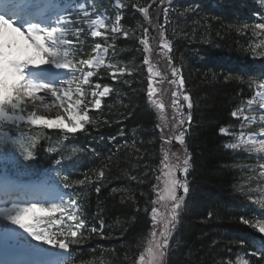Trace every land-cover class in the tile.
Returning <instances> with one entry per match:
<instances>
[{
    "label": "trees",
    "instance_id": "1",
    "mask_svg": "<svg viewBox=\"0 0 264 264\" xmlns=\"http://www.w3.org/2000/svg\"><path fill=\"white\" fill-rule=\"evenodd\" d=\"M123 1L122 29L128 35L118 41L114 56L132 75L114 86L115 97L107 102L105 116L96 115L99 126L89 130L112 140L119 132L124 134L120 150L111 149L110 158L98 164L101 188L97 191L88 185L84 193L87 211L94 209L107 229L103 240L94 236L89 243L94 245L87 251L95 257L94 264H130L135 257L147 227L144 212L151 197L149 173L157 158L153 116L146 110L140 66L144 22L135 11L138 6L149 7L152 0ZM189 1L174 5L162 27L173 46V65L181 70L193 103V126L187 139L193 163L189 212L180 229V246L169 254L167 264H233L239 247L233 237L247 228L239 221L235 206L241 204L235 186L238 165L233 153L223 149L218 132L232 123L230 111L247 90L237 76H226L218 65L224 57L246 58L249 43L254 44L256 38L250 25L244 27L243 10L249 0ZM156 15L159 25L160 13ZM99 174L91 175L94 181Z\"/></svg>",
    "mask_w": 264,
    "mask_h": 264
},
{
    "label": "snow or ice",
    "instance_id": "2",
    "mask_svg": "<svg viewBox=\"0 0 264 264\" xmlns=\"http://www.w3.org/2000/svg\"><path fill=\"white\" fill-rule=\"evenodd\" d=\"M87 3L88 0H82L81 4L77 6L78 8H84L86 18L89 11L85 7ZM92 3H95V0H92ZM156 3H163V0H152V4ZM41 5L44 7L41 8ZM64 6L61 4V0H0V180L4 183L13 182L12 177L5 174L7 167L11 165L15 169L18 165V161L12 155V149L19 151L24 160L32 159L31 152L25 151L24 146L16 138L9 135L12 131L18 130L17 126L20 122H26L33 126H43L49 129L57 128L68 134H75L78 131H85V126L93 120L89 116L88 110H80V105L84 101L82 99L73 101L72 96L69 94L70 88L68 90L64 89L65 81H61L60 86L53 87L49 83H36L34 80L26 79L25 73L29 68H40L41 65L47 64H52L54 67L64 70L73 67L69 62L64 61V58L56 51L57 44L60 41V36H57V33L59 32L62 36V27L67 26L68 16L64 12H60L50 17L47 23H40L32 19L34 16L46 14L50 9ZM173 6V0H169V6L164 9L165 21L169 19L168 13L172 10ZM66 7H71V5H66ZM149 7L138 6L137 11L143 13L145 18H148ZM257 15L260 16V19L255 21L251 26L256 30H260L261 33H264V13H258ZM121 16L122 13L116 16L115 25L111 28L112 33L122 31L120 27ZM92 23L95 24L97 21L93 19ZM244 27H249V25L245 24ZM148 32L149 28L144 27L139 42L144 46V52L152 53L154 50L149 47ZM164 32L165 29H162L160 32L162 39L161 48L164 50L163 55L168 59V64L171 66L172 79H170L169 83L176 86L172 92L173 99L171 104L174 113L180 114L178 120L174 116L173 122L179 128V134L175 135L174 138L181 146H185V133L187 129L182 127L185 124L182 109L185 103L189 110L192 109L193 103L190 94L187 93L185 87L186 81L181 70L173 65V61L169 55L173 46L164 36ZM91 35L93 37H99L102 33L100 31H92ZM123 35L127 37L128 34L127 32H123ZM63 42L68 43V41ZM95 51L97 53H106L108 49L107 47H102L101 43L97 42L95 44ZM103 62L104 57L97 55L95 59L81 60L79 63L87 65L91 69L99 66ZM143 64L148 66L149 79L147 95L149 102L162 111L164 105L152 99L155 90L151 79L153 68L149 56L144 57ZM112 66L113 64L109 62V67ZM256 70L255 65H241L238 68L230 70V75H249ZM119 71L121 73L123 72L122 69H119ZM260 71L261 75L259 79L264 80V68ZM113 75L115 76V73ZM155 75L160 76L161 73L156 72ZM92 76L93 72L88 71L84 77V83L87 84L89 82L88 78ZM162 79H167V77H163ZM94 87L100 89L102 85L95 83ZM258 87L264 89V83H260ZM77 91L79 92L80 89L77 88ZM111 91H113L111 87L103 86V91L92 92L91 95L95 98L94 107L96 110L101 108V99L96 97H106ZM41 92L50 93L51 97L61 102L67 98L70 102L68 103L67 109H65L67 115H58L52 121L47 120L43 116L36 115L35 112L29 113L26 117L23 114L24 109L21 107L25 98H30L33 101H41L43 100V97L39 95ZM259 95L264 97V92H260ZM60 106L63 107V104ZM232 116L237 117V113L233 111ZM187 120L189 122L191 121L190 112L187 115ZM220 132L223 134L226 132V129L221 128ZM167 142L171 143V139H168ZM242 142L243 140L241 138ZM227 146L231 148L239 147L235 143ZM260 150L264 151V139L260 141ZM164 162L163 175L157 176V180H162L163 182V194L159 196V199L173 202V215L170 223L175 224L177 210L185 204V196L190 191L187 179L189 159L185 158L183 161V178H178L176 171L167 164V157L164 158ZM63 187L68 188L69 185L64 184ZM179 189H182L181 195L177 194ZM69 199L72 204H76L71 194H69ZM60 203H64L63 197H61ZM57 212L64 213L65 208L58 206L56 203H53L50 208L39 207L37 202H30L27 206H23L19 202H11L10 206H8L6 202L5 206H0V264H63L58 259L61 254L54 250L56 248L61 250L68 249V243L65 242V239L58 238L59 236H64V233H56L40 227L42 223H45V217L43 216L32 215L31 222H26V218L30 214L47 213L48 215H52ZM151 212L152 219L155 221L157 219L156 208L153 207ZM68 219L75 221L74 227L76 229L70 231L68 233L69 236L76 237L78 230L86 228L85 222L83 220H77V217L71 215V213H69ZM241 219L243 223H248V220ZM261 219L264 220V216ZM99 225V228L94 225H88L87 228L90 229L91 233H99L103 237V220L99 221ZM256 227L260 233H264V223H259ZM170 233L171 229L165 226L164 231L160 234L163 237V241L157 243V249L161 247V243L167 248ZM151 235L156 236L157 233L153 231ZM34 241L36 243H33ZM75 242L73 240V243ZM44 245L49 247L46 248ZM149 251L152 252V249L150 248ZM256 252L264 256V241H261L256 246ZM256 252L253 254L255 255ZM158 254L163 255L162 252ZM140 260L141 264H143L144 257L141 256ZM243 264H249V261L245 260Z\"/></svg>",
    "mask_w": 264,
    "mask_h": 264
},
{
    "label": "rangeland",
    "instance_id": "3",
    "mask_svg": "<svg viewBox=\"0 0 264 264\" xmlns=\"http://www.w3.org/2000/svg\"><path fill=\"white\" fill-rule=\"evenodd\" d=\"M156 72H158V71H156ZM154 77L158 79L160 76L154 75ZM156 83H157V81H154L153 82V88L155 90V94L152 97V99L157 100L159 103H161L163 105H164L165 102L168 103L169 110L173 112L174 109H173L172 104H171V101L173 99L172 95H171V99H169L165 95H162L161 91H159V89L156 88V86H155ZM181 99H182V97H181ZM150 105L153 108H156L151 103H150ZM185 105H186V103H185ZM51 106H53V105H51V104H45L44 106L39 105V108H40L41 113H44V115H47L48 114L49 116L52 115V119H54L56 116H58V112H60V111L59 110L54 111L53 107H51ZM164 108H165V106H164ZM164 108H163L162 111L160 109H157L156 108V110L158 111L157 120H159V121H163V120L166 119V115L165 114H167V110H166V108L165 109ZM176 114L179 115L178 113H176ZM183 115H184L185 121H186L187 120V116L185 114H183ZM167 124H168V122L166 121L165 124H164V126L167 125ZM241 138L243 140L242 143H241ZM238 142L241 143V144H251L252 143V139L247 138V137H244V136H241L240 139H238ZM167 164L168 165L169 164H173V165L170 166V167L173 168V170H175V168L177 166L176 163H174V160L173 159H170V158H167ZM160 194L161 195L163 194V182H162L161 187H160ZM157 206L160 207L162 209L163 214L166 215L165 211L167 210V208L164 205L158 204V202H157ZM163 214L162 213H156V215H157L156 216L157 217L156 220L159 221L160 218H162ZM162 222H163V220H162ZM154 240H156L157 242H161V239L159 237H155V238L151 237L150 240H149V243L153 242Z\"/></svg>",
    "mask_w": 264,
    "mask_h": 264
},
{
    "label": "bare ground",
    "instance_id": "4",
    "mask_svg": "<svg viewBox=\"0 0 264 264\" xmlns=\"http://www.w3.org/2000/svg\"><path fill=\"white\" fill-rule=\"evenodd\" d=\"M26 222H27V218H26Z\"/></svg>",
    "mask_w": 264,
    "mask_h": 264
}]
</instances>
